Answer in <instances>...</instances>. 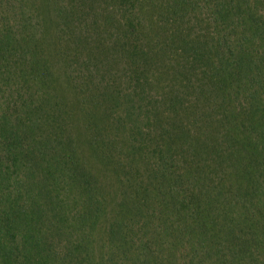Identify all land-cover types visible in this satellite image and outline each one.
I'll return each mask as SVG.
<instances>
[{"label": "trees", "instance_id": "1", "mask_svg": "<svg viewBox=\"0 0 264 264\" xmlns=\"http://www.w3.org/2000/svg\"><path fill=\"white\" fill-rule=\"evenodd\" d=\"M0 264H264V0H0Z\"/></svg>", "mask_w": 264, "mask_h": 264}]
</instances>
